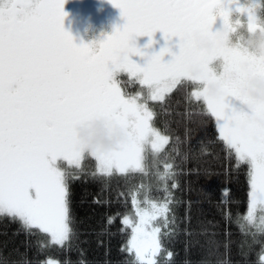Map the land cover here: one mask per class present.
I'll return each instance as SVG.
<instances>
[{"label": "snow or ice", "instance_id": "snow-or-ice-1", "mask_svg": "<svg viewBox=\"0 0 264 264\" xmlns=\"http://www.w3.org/2000/svg\"><path fill=\"white\" fill-rule=\"evenodd\" d=\"M109 2L120 9L123 26L98 41L78 45L63 26L66 0H0V218L19 222L26 233L39 229L49 234L52 245L70 242L75 235L70 209L73 174L60 162L75 163L90 154L103 176L143 171L148 146L159 154L168 144L167 134L152 123L147 100L163 101L186 80L198 86L194 95L214 118L219 139L236 166H247L251 204L244 219L264 236V104L243 95L248 79H264V57L240 45L219 44L201 51L192 40L196 31L211 35L217 16L235 32L230 20L233 0ZM234 11L246 12L249 31L261 27L254 6L235 5ZM157 31L165 40L178 37L179 52L164 47L149 55L136 45L137 37L148 36L145 47H150ZM166 53L172 55L167 62ZM134 55L146 58L143 66L131 59ZM217 60L219 72L212 66ZM121 73L146 86L145 102L121 90L117 79ZM209 84L220 85L221 94L210 95ZM228 97L251 107L229 111ZM96 119L115 122L125 131V139L114 149L86 152L77 130ZM175 175L170 164L160 174L166 192L167 181ZM170 203L166 199L147 209L138 206V223L124 218L132 230L128 250L135 252L133 264H162L157 257L169 233L152 222L158 218L162 226L171 222ZM205 234L210 246H220L217 233Z\"/></svg>", "mask_w": 264, "mask_h": 264}, {"label": "trees", "instance_id": "trees-1", "mask_svg": "<svg viewBox=\"0 0 264 264\" xmlns=\"http://www.w3.org/2000/svg\"><path fill=\"white\" fill-rule=\"evenodd\" d=\"M123 83L133 92L138 87L127 77ZM153 124L169 136L162 152L151 161L172 165L174 220L166 231L162 264H264V236L248 228L249 176L246 165L236 166L206 106L197 100L188 82H180L163 101H154ZM159 156L157 159L156 156ZM151 156V155H150ZM94 157H86L79 168L69 170L71 227L75 235L65 245L47 242L45 233H26L19 222L0 218V264H133L126 248L131 228L123 223L132 214L133 187L140 175L96 170ZM164 187L150 188L155 197ZM215 232L220 246H210L205 234ZM253 233H256L253 236ZM225 242L228 247L225 248ZM123 249V250H122Z\"/></svg>", "mask_w": 264, "mask_h": 264}, {"label": "rangeland", "instance_id": "rangeland-1", "mask_svg": "<svg viewBox=\"0 0 264 264\" xmlns=\"http://www.w3.org/2000/svg\"><path fill=\"white\" fill-rule=\"evenodd\" d=\"M70 3H71V6L66 7V8H72L73 10L69 11V13L73 14V15L65 16L64 21H63V26H64L65 31L68 28H70V24L73 25V22L75 20V17L77 16V13L82 11L81 14H79V16H78L79 22L77 23L78 27L80 28V31L73 32V28L68 29V31L72 37L76 36L78 33L83 32V35L85 37L90 38V36L93 34L94 30H95V33L99 32L101 34L110 35L115 28L122 27L124 22H125L124 18L121 16L120 9L114 7L113 4L109 2V0H70ZM87 9H89V10L87 11ZM103 37H105V36H103ZM98 39H99V37H98ZM140 41L141 40H139V37H137L136 38V45H138V42H140ZM131 59H133V56L131 57ZM215 64H217V63H215ZM215 64H213L212 66L217 69V72H219V68ZM217 65H219V64H217ZM125 75H127L128 78L133 77L129 73H125ZM118 82H120V81H118ZM182 82L190 83L191 89H192V94L195 97L194 93L198 90V86L196 84L189 82V81H186V80L182 81ZM125 88H126V90H124V93L127 95V93H130V90L127 88L126 85H125ZM146 92H147L146 86L140 84L139 89L137 91V93L140 95L139 96L140 102H145ZM167 94L168 93H166L165 96ZM226 102L229 104V111H231L232 109H236L234 106L235 104H234V102H232L231 97H228L226 99ZM147 104H148L149 110L153 113V109H152L153 101L148 99ZM152 122H153V120H152ZM221 123H223V121H221ZM168 141H169V136H168ZM166 145H164V147ZM155 154L156 153H154L153 150H151V146L149 145L148 150L145 154L146 158L143 162V164H144L143 171L127 172V173L114 172V173H119V174L137 173L140 175L141 181L139 183H137L136 186L133 187V192H132V202H133L134 210H133L132 214L126 216L130 220H133V222H137V223L139 222V216L136 215L137 210H138V206H139V209H147L150 207V203H161L166 199L171 201V203L169 205V207L171 209V211L169 213V220L170 221L174 220L173 219L174 214L172 211L174 188L171 186L173 183L172 182L169 183L167 181L168 191L165 192V194L163 196L155 197L150 193V188L158 187V186L165 188V183L161 179L160 174L165 171V166L169 165V164H165L164 166H161V165H158L157 162L151 161L150 159L153 158ZM87 156L92 157V156H90V154H85L78 162L69 163L68 161H61L60 163L63 166V168L69 172V170H71L73 168L81 167L84 159ZM96 170L99 172L98 162H97ZM250 204H251V201L249 202L248 212L250 210ZM260 215H261V213H260V209L258 207L257 211H256V224H259ZM159 219H161V218H158L157 221H153L152 223L154 226L161 227V232L164 233L170 228L171 222L168 223L167 226H162L158 222ZM245 224L248 228H250L252 230H256V228L253 227L248 222H246V220H245ZM45 235L47 238V242L50 243V240H51L50 235L46 234V233H45ZM126 248L128 249V242L126 244ZM130 252L132 253V255L136 261L135 252L134 251H130ZM167 255H169V254L168 253L164 254V257ZM164 257L162 255H160L157 257V259L159 260V259H162ZM57 263L58 262L54 259L47 260V264H57Z\"/></svg>", "mask_w": 264, "mask_h": 264}, {"label": "clouds", "instance_id": "clouds-1", "mask_svg": "<svg viewBox=\"0 0 264 264\" xmlns=\"http://www.w3.org/2000/svg\"><path fill=\"white\" fill-rule=\"evenodd\" d=\"M259 24L261 27L255 31H249L246 28V33L239 35L235 42L231 38V34L234 32L230 31L224 23L219 30H211V35H205L199 31L194 32L192 40L194 45L201 51H211L219 44L227 47L240 45L256 56L264 57V19H259ZM232 25L237 30V28L241 27V21L237 19L235 24L232 23ZM243 68L245 71L249 70L248 65H244ZM207 87L210 95L217 96L221 94L220 85L209 84ZM243 95L254 103L264 104V79L259 77L248 79L245 82ZM244 106L245 108L251 107V105ZM77 131L84 150L89 153L98 149L105 151L114 149L126 136L125 131L115 122L108 123L103 119L90 121L88 124L78 128Z\"/></svg>", "mask_w": 264, "mask_h": 264}, {"label": "flooded vegetation", "instance_id": "flooded-vegetation-1", "mask_svg": "<svg viewBox=\"0 0 264 264\" xmlns=\"http://www.w3.org/2000/svg\"><path fill=\"white\" fill-rule=\"evenodd\" d=\"M233 3L235 5H239L241 7L244 8H249V7H253L254 6V12L257 15L258 20L259 19H264V0H233ZM235 5H231L230 7L233 9V11L231 12L230 15V20L232 21L233 24H235V22L237 21V19H239L241 21V27L237 28L236 32L231 34V38L233 39V41L235 42L236 38L241 35V34H245L246 33V28H247V14L246 12L241 14V13H237L234 11ZM71 3L70 0H66V3L64 4V11L67 14L66 16L69 15H73L70 14L69 11H72V8H66V7H70ZM89 9H87L88 11ZM82 11L77 13V16L75 17V20L73 22V25L70 24V28H73V32L76 31H80V28L78 27V22H79V14H81ZM223 25V20L222 18H220L219 16H217L216 20L214 21L211 30L212 31H217L219 30ZM77 28V29H76ZM68 29L66 30L67 32ZM94 34V35H93ZM93 34L90 36V38L85 37L83 35V32L78 33L76 36L73 37L74 43L76 44H81V43H92L93 41H98L101 38H104L103 36H106V34H101L99 32L95 33V30L93 31ZM99 37V39H98ZM139 40H141L140 42H138V47L141 48L142 50H144L145 52H147L149 55L153 54V53H158L162 48L164 47H168L171 50V53H178L179 52V38L178 37H172L170 40H165L164 35L162 32L157 31L156 33H154V35L151 37V40L153 41V43L151 44L150 47H145L146 45L149 44V40L150 38L148 36H141L139 37ZM172 59V55L170 53H166L163 57V60L165 62L169 61ZM133 60L140 64L141 66H143V64L146 62V58L145 57H141V56H133ZM219 64L221 63V61L217 60L215 62H213V64ZM215 64L216 66L219 65ZM220 71V68H219ZM125 73H122L121 75H124ZM232 98V102H234V106L236 108V110H241V109H245V106L242 104L241 101L237 100L235 97H231Z\"/></svg>", "mask_w": 264, "mask_h": 264}]
</instances>
